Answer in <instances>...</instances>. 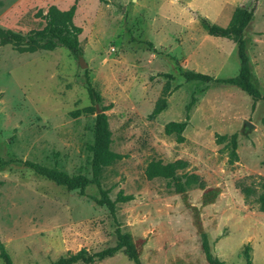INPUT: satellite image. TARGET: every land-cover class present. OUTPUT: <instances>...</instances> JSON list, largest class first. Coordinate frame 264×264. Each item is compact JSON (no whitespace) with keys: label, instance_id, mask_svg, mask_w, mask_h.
<instances>
[{"label":"rangeland","instance_id":"374dc122","mask_svg":"<svg viewBox=\"0 0 264 264\" xmlns=\"http://www.w3.org/2000/svg\"><path fill=\"white\" fill-rule=\"evenodd\" d=\"M72 5L73 23L82 28L77 56L62 46L20 52L0 43V243L13 262L50 264L69 252L91 254L115 245L109 210L91 198L99 196L96 184L80 194L21 162L91 179L95 115L109 106L103 112L110 148L123 158L100 170V188L115 202L117 221L132 235L141 264H209L193 208L215 257L246 264L243 249L249 245L251 264H264V211L255 195L246 201L238 186L261 191L264 99L253 100L232 84L182 75H237L236 43L209 35L207 25L226 26L237 7L253 8L244 30L246 53L251 80L264 95V0H0V29L26 36L44 27L50 6ZM85 72L100 94L95 104L101 112L73 116L93 105ZM167 83L164 109L150 119ZM169 121L187 122L182 142L164 132ZM233 135L237 160L230 163ZM176 159L188 163L176 172L181 181L184 173H195L205 190L219 189L212 203L202 204L204 190L197 185L186 186L184 199L174 180L146 178L149 161ZM119 191L132 199L116 201ZM90 264L131 262L118 251Z\"/></svg>","mask_w":264,"mask_h":264},{"label":"trees","instance_id":"16d2710c","mask_svg":"<svg viewBox=\"0 0 264 264\" xmlns=\"http://www.w3.org/2000/svg\"><path fill=\"white\" fill-rule=\"evenodd\" d=\"M74 13L75 5L70 6L66 10H60L55 6H50L44 15L46 20L44 27L41 29L31 30L26 36H22L21 34L10 30L0 29V43L11 44L16 50L20 52H34L40 49L53 50L57 46H62L68 49L74 56H77L80 53L79 35L82 31V28L73 23ZM252 17L253 8L247 9L244 7H237L232 13L231 18L226 26H220L217 24L207 25V31L209 35L225 37L236 43L237 55L239 58V71L237 75L233 77H213L209 74L193 70L182 71V75L188 80L232 84L245 91L253 100H258L260 98L264 99V95L260 94L258 88L251 80L248 56L246 53L247 40L244 36V30ZM85 79L87 84V92L93 105L72 111L71 114L73 116H78L81 112L96 110L94 104L100 102L101 100L100 94L92 86L87 72H85ZM168 89L169 83L165 85L162 96L157 99L155 106L149 115L150 119H154L164 109L165 94L168 92ZM108 108L109 106L103 107V111L107 110ZM190 108L191 104L187 107L186 120L189 117L188 112ZM103 111L95 115L93 138L92 142L88 145V149L91 152V179L81 173L69 175L65 171L49 168L41 163L31 160L21 161L24 166L31 169L37 175L46 177L57 185L66 187L68 189L78 190L80 194H85L86 186L88 183L93 182L99 188V196H91L92 200L100 206H105L109 210L112 219L116 224L114 231L116 243L114 246L106 247L91 254L87 253L85 249H80L76 252H69L66 256L59 257L50 264H90L113 256L118 251H122L131 264H141L139 251L134 243L132 235L128 232H123L119 222L117 221L115 215V202L110 199L107 191L100 188V170L103 167L110 165L112 162L123 158L121 153L115 152L110 148L111 132L109 130L107 115ZM186 125V121H169L164 126V132L168 135L175 134L177 142H182L184 139L182 133ZM230 145L231 149L228 154V161L233 163L237 160V142L234 135L230 140ZM3 163L4 162L0 160V164ZM187 165V161L183 159H176L166 163L162 162L161 160H151L147 163L144 173L146 178L149 180L157 177L174 180V190L177 193H181L184 199L186 197V186L197 185L198 188L204 190L201 197L202 204L212 203L219 193L218 188L205 190V181L195 173H184L183 181H181L176 175L178 170L185 168ZM258 185L261 188V191L257 194L255 193L256 190L253 185L239 184L238 186L246 201L249 200L252 195H255L254 201L257 204L258 209L260 211H264V178H260ZM131 199L132 195H125L122 193V191H119L116 196V201L119 202H126ZM193 209L194 216L197 219L202 250L206 261L209 264H224L222 260H220L218 257H215L211 253L207 234L201 230L200 223L198 221V212L195 208ZM249 249V245H245L243 249V255L245 257L246 264H251ZM0 259L4 264H15L9 252L2 243H0Z\"/></svg>","mask_w":264,"mask_h":264},{"label":"water","instance_id":"95a60500","mask_svg":"<svg viewBox=\"0 0 264 264\" xmlns=\"http://www.w3.org/2000/svg\"><path fill=\"white\" fill-rule=\"evenodd\" d=\"M79 64L81 66H86L85 62L83 61L82 57H79ZM96 112H101V110L98 108V105L95 104ZM98 114V113H97ZM247 126H250V123L246 124Z\"/></svg>","mask_w":264,"mask_h":264}]
</instances>
